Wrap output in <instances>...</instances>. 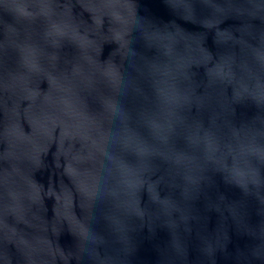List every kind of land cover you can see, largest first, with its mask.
<instances>
[{
    "label": "water",
    "instance_id": "obj_1",
    "mask_svg": "<svg viewBox=\"0 0 264 264\" xmlns=\"http://www.w3.org/2000/svg\"><path fill=\"white\" fill-rule=\"evenodd\" d=\"M0 264H264V0H0Z\"/></svg>",
    "mask_w": 264,
    "mask_h": 264
}]
</instances>
